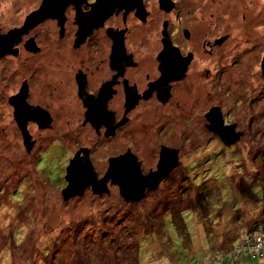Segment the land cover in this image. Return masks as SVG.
<instances>
[{"label": "flooded vegetation", "instance_id": "flooded-vegetation-1", "mask_svg": "<svg viewBox=\"0 0 264 264\" xmlns=\"http://www.w3.org/2000/svg\"><path fill=\"white\" fill-rule=\"evenodd\" d=\"M62 1L60 12L26 28L0 56L10 92L3 101L4 115L25 157H37L49 168L51 179L65 187L66 168L74 160L88 161L99 181L111 159L124 155L145 176L161 171L165 149L175 153L176 160L161 173L159 188L189 178L185 155L200 154L203 164L195 169L204 173L205 166L219 163L216 150L239 143L240 137L225 141L235 138L238 123L229 119L230 110L219 101V84L226 69L234 74L228 63L235 60L238 65L237 44L249 48L242 47V53L252 47L247 36L239 41L235 35L238 27L253 25L254 0ZM40 24L54 33L31 34ZM256 65L263 74L261 63ZM199 98L205 102L199 105L195 124L209 135L201 143L202 134H192L187 126L189 108ZM212 109L220 112L224 125L233 126L225 140L209 126ZM179 125L184 126L181 133ZM105 186L108 192L100 195L112 186L119 192L112 175ZM87 190L93 192L91 185Z\"/></svg>", "mask_w": 264, "mask_h": 264}, {"label": "rangeland", "instance_id": "rangeland-1", "mask_svg": "<svg viewBox=\"0 0 264 264\" xmlns=\"http://www.w3.org/2000/svg\"><path fill=\"white\" fill-rule=\"evenodd\" d=\"M42 1L0 0V34L23 27ZM254 3L253 25L238 27L235 35L239 41L247 36L252 47L242 53V47L249 48L237 44L238 65L235 60L228 63L234 74L225 73L226 69L219 84V101L230 110L229 119L238 123L239 143L216 150L219 163L205 166V174L195 169L203 164L200 154L185 155L187 180L177 179L137 201H125L113 186L108 194L87 190L64 200L63 183L51 179L49 168L37 157H25L4 115L9 91L7 70L4 62L0 64L4 96L0 97V264H77L78 258L82 261L78 264H226L221 259L251 226L248 221L261 220L264 229V75L256 65L264 57V0ZM50 29L40 24L31 34L50 31L52 35ZM222 59L226 65L228 55ZM204 102L199 98L187 116L190 132L202 134L200 143L209 135L196 126L194 117ZM183 128L179 125L176 130L181 133ZM257 186L262 195L258 190L253 196L252 187ZM245 255L230 256L227 264H264V256Z\"/></svg>", "mask_w": 264, "mask_h": 264}, {"label": "water", "instance_id": "water-1", "mask_svg": "<svg viewBox=\"0 0 264 264\" xmlns=\"http://www.w3.org/2000/svg\"><path fill=\"white\" fill-rule=\"evenodd\" d=\"M101 2L102 0H99V3ZM63 3L62 0H43L39 9L33 11L26 17L23 27L12 29L6 34H0V56L8 51V47H10L14 41H17L18 37L26 28L31 27L53 13L60 12ZM90 17V15L87 16L88 19H90ZM83 26H85V24H83ZM261 65L264 75V57ZM208 118L210 121V128L214 131H219L224 136V140L230 136V130L233 126H226L223 124L219 111L212 109L208 114ZM237 136L238 134L236 133L235 138L229 142L225 140L226 143L233 142L237 139ZM166 158L167 160L165 161ZM175 160V153H171L165 149L162 150L159 163L161 171L152 172L144 176L140 174L138 165L128 158V155H124L119 158L111 159L106 176L99 181H95V174L88 161L76 163L72 160L66 168L65 176L67 185L62 190L63 199L66 200L76 195H82L89 185H91V189L94 193L101 194L108 192L105 181L109 175H112L119 185V194L124 200H140L145 196V191H153L157 188L161 173L167 171L171 163H175Z\"/></svg>", "mask_w": 264, "mask_h": 264}, {"label": "trees", "instance_id": "trees-1", "mask_svg": "<svg viewBox=\"0 0 264 264\" xmlns=\"http://www.w3.org/2000/svg\"><path fill=\"white\" fill-rule=\"evenodd\" d=\"M253 183V182H252ZM251 183V184H252ZM256 186V185H255ZM257 187H259V186H257ZM221 191L224 189V184L222 183V185L221 186H219L218 187ZM229 189V188H228ZM261 189L262 188H258V189H255L254 187H252V190H253V196H254V191H260V193H261V195H262V191H261ZM229 192H230V190H229ZM237 198V197H236ZM224 201H226V200H224ZM261 222V220H253V219H251L250 221H248V226L249 225H251V226H249V228L247 229H245V231H244V233L242 234L241 233V235L243 236H240V239L239 240H237L236 241V246L234 247V249L232 250V251H230V252H228L227 254H225V256H223V258L221 259L224 263H229L230 261H229V258H230V256L231 257H233V259H237V258H239V257H243L244 256V254H245V251H241V250H239L240 249V247L243 245V243H245V241L247 240L248 241V238H250V236H248L247 235V237H245L246 235L245 234H247V233H251V235H253V234H258L259 235V237L262 235L263 237H264V229H263V225L260 223ZM245 235V236H244ZM250 235V234H249ZM236 251V252H235ZM248 254L246 253V255L245 256H247ZM80 259L81 258H78V260L80 261ZM77 260V261H78ZM74 261H76V260H74ZM76 261V262H77ZM77 262V264L78 263H81L82 261H80V262ZM199 262L197 261L195 264H198ZM217 262H215L214 264H216ZM201 264V263H200ZM203 264V263H202Z\"/></svg>", "mask_w": 264, "mask_h": 264}, {"label": "built area", "instance_id": "built-area-1", "mask_svg": "<svg viewBox=\"0 0 264 264\" xmlns=\"http://www.w3.org/2000/svg\"><path fill=\"white\" fill-rule=\"evenodd\" d=\"M245 235V237L248 235L250 238L243 243L239 250L245 251V253L250 254L252 257L258 256L262 258L264 256V237L262 235L259 237L258 234L251 235V233Z\"/></svg>", "mask_w": 264, "mask_h": 264}]
</instances>
